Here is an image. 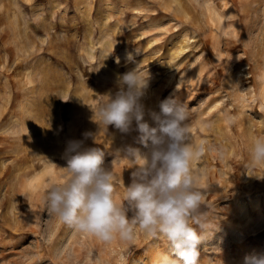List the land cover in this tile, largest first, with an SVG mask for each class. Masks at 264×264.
I'll list each match as a JSON object with an SVG mask.
<instances>
[{"label":"rangeland","instance_id":"374dc122","mask_svg":"<svg viewBox=\"0 0 264 264\" xmlns=\"http://www.w3.org/2000/svg\"><path fill=\"white\" fill-rule=\"evenodd\" d=\"M137 65L150 75L146 106L158 111L174 96L188 110L190 142L205 146L193 162L208 225L197 264L264 255V166L250 162L264 136V0H0V264L176 259L139 229L131 241L103 243L45 202L67 179L68 143L83 141L105 153L114 198L126 204L136 165L121 149L139 145L95 113L117 74Z\"/></svg>","mask_w":264,"mask_h":264},{"label":"clouds","instance_id":"9594fccd","mask_svg":"<svg viewBox=\"0 0 264 264\" xmlns=\"http://www.w3.org/2000/svg\"><path fill=\"white\" fill-rule=\"evenodd\" d=\"M126 61L135 63L133 53H126ZM149 79L138 65L117 74L116 90L95 113L122 136L135 134L134 144L139 145L121 149L136 165L126 185V204L114 198L115 178L105 164V153L85 148L83 141H70L62 157L67 179L46 191L47 210L67 227L103 243L116 238L131 241L139 229L163 239L176 257H165L162 264H197L208 225L200 211L204 196L196 186L193 162L204 155L205 146L190 142L188 110L174 96L160 100L158 111L146 106ZM227 122L235 123V117ZM84 135L92 138L93 133ZM250 162L264 166V136L254 139ZM244 264H264V255L245 257Z\"/></svg>","mask_w":264,"mask_h":264},{"label":"bare ground","instance_id":"6f19581e","mask_svg":"<svg viewBox=\"0 0 264 264\" xmlns=\"http://www.w3.org/2000/svg\"><path fill=\"white\" fill-rule=\"evenodd\" d=\"M184 41H185V40H184ZM181 43H182V42H181ZM186 44H187V43H186ZM186 44H185V45H186ZM180 46H181V48H183L182 44H181ZM177 47H179V45L176 46L175 49H177ZM184 47H185V46H184ZM184 49H185V48H184ZM182 50H183V49H182ZM181 52H182V51H180V53H181ZM175 53H176V52H175ZM182 53H183V52H182ZM263 94H264V93H263ZM91 127H92V126H91ZM92 136H93V135H92ZM92 138H93V137H92ZM94 139H95V138H94Z\"/></svg>","mask_w":264,"mask_h":264}]
</instances>
